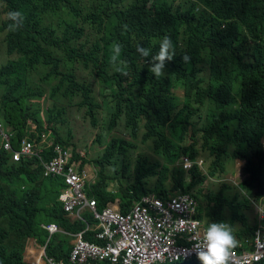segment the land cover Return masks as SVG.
I'll return each instance as SVG.
<instances>
[{"label":"trees","instance_id":"16d2710c","mask_svg":"<svg viewBox=\"0 0 264 264\" xmlns=\"http://www.w3.org/2000/svg\"><path fill=\"white\" fill-rule=\"evenodd\" d=\"M95 1L0 0V124L12 130L13 147L18 148L20 140L28 133L29 121L38 125L39 134L52 131L50 136L55 142L43 158H50L56 144L74 143L71 137H75L76 132L69 118L74 111L73 104L79 111H89L91 124L98 129L96 110L100 112L102 104L96 101L92 87L101 84L112 102L104 131L109 133L122 123L133 139L153 138L164 149L163 161L137 158L131 185L119 184V177L132 163L129 152L135 150L136 144L133 140L113 136L106 145V155L98 163L116 166L117 195L131 201L149 191L166 195L169 188L192 193L204 177L187 183L184 173L173 166L186 153L197 158L204 152L208 174L216 178H223L230 169L227 168L229 162L234 168L236 158L246 159L245 166L250 172L243 181L246 189L227 181L214 183L217 191L201 196L199 218L208 225L224 222L228 211L231 223H240L236 229L239 238L245 241L253 237L258 222L249 220H254V215L251 213L248 217L251 209L248 194L254 188H257L256 198L264 194V145L260 142L264 133V71L248 68L242 76H232L221 89H217L219 83H215L213 89L199 92L200 99L195 106L197 115L201 107L208 106L202 116L192 117L194 111L189 106L174 112L176 98L169 86V81L176 79L174 69L165 70L166 75L162 73L157 78L149 72L137 51L132 56H118L113 63V54L105 53L102 46V32L96 38L84 34L86 23L75 30L78 18L87 22L94 16L100 23ZM240 1L246 10L254 4L264 7V0ZM88 2H92L94 8H89ZM10 11L24 14L23 25L16 31L8 28L12 23L7 15ZM119 13L130 20L128 28L133 34L128 40L129 47L136 45L138 37L156 32L150 14L141 6H125ZM61 31L57 40L56 35ZM64 32L78 36L82 43L81 64L96 70L94 78L82 75L71 59L61 56ZM106 32L108 39L104 45L108 47L113 42L111 38L121 31L108 28ZM142 40L143 45L149 42L147 37ZM120 61L127 64L126 76L116 71L121 66ZM139 64L146 68L141 69ZM171 65L177 69L175 62ZM236 82L238 87L234 86ZM218 92L225 93L217 97ZM41 99L45 101V108ZM236 101L240 107L235 106ZM96 134V140L101 141L102 133L97 131ZM63 185L60 178L43 175L38 157L12 161L10 153L0 145V264H26L23 245L32 236L43 240L46 231L41 223L55 221L65 230L74 232L83 228L82 220L71 222L63 210L59 201ZM106 187L107 175L102 170L98 183L91 189L99 208L114 198ZM58 233L53 234L48 253L68 258L72 247L70 237L67 240L55 237L53 241Z\"/></svg>","mask_w":264,"mask_h":264},{"label":"clouds","instance_id":"9594fccd","mask_svg":"<svg viewBox=\"0 0 264 264\" xmlns=\"http://www.w3.org/2000/svg\"><path fill=\"white\" fill-rule=\"evenodd\" d=\"M102 2V0L95 1V9L99 10L97 17L100 23L94 16L87 22L78 18L75 21V30L79 29L81 23H86L84 34L96 38L102 32V46L105 53L113 54L111 57L113 63L117 62L118 56H132L137 51L140 53L141 60L147 64L149 72L157 78L162 73L166 75L165 70L174 69L176 79L169 81L170 90L176 98L174 112L189 106L194 111L192 117H195L197 115L195 106H198L197 101L200 99L199 92L213 89L215 83H219L217 89H221L232 76H242L248 68L264 71L263 6L254 4L246 10L240 0ZM88 4L89 8H94L92 2ZM131 5L141 6L147 11L156 26L154 34L143 36L149 39L146 45L142 44L143 37H138L134 47L128 46V40L133 34L128 28L130 20L128 17L122 18L119 9ZM7 15L12 21L8 26L10 31H16L23 25L24 14L21 11H10ZM108 28L118 29L121 32L111 38L113 42L110 46L105 47ZM61 34L62 31L56 35L57 40L60 39ZM79 49H82V43L78 36L64 32L61 39V56L71 59L82 75L94 78L96 70L81 64ZM173 62L176 63L177 69L171 65ZM120 64L116 71L126 76L127 64L123 61H120ZM139 65L143 70L146 68L145 65ZM238 85V82L234 84L236 87ZM92 88L94 91L97 90L96 85ZM177 89H183V97L179 96ZM223 93L225 92H218L216 96L221 97ZM95 97L96 101H99V96ZM102 97L110 108L112 105L110 97L107 94ZM206 98L210 97L206 96ZM41 105L45 108L43 99H41ZM207 107H201L197 116H202ZM42 115L44 116L43 111ZM107 119H109L108 114ZM28 124V133L20 140L18 148L13 147L12 130L0 124L1 148L10 153L12 161L38 157L42 173L46 178L58 177L64 182L59 193V201L67 217L71 222L82 220L86 225L84 224L81 230L74 232L65 230L55 221L41 223L48 239L45 242V239L40 240L32 236L25 241L22 250L26 264H31L25 258L27 241L30 238L37 240L40 244L39 251L41 250L32 264L264 263V201L260 199L264 194L256 198L257 188L248 194V196L251 195L250 198L248 197L251 202L248 217L251 213L254 215V220H249L258 222L253 237L246 238L245 241L241 240L236 232L240 223L237 221L232 224L230 218L228 222L224 220V222H213L210 225L206 220L199 218L201 196L216 192L217 185L214 183L227 181L239 189L245 188L243 184L245 179L237 183L225 176L235 172L237 160L243 162V171L247 177L250 176L245 166L246 159L236 158L234 168L231 166L230 170L223 174V178H216L208 174V168H201V165L207 161L204 156L193 158L186 153L176 160L173 166L184 173L187 183L198 180L200 176L204 177L192 193L184 192L180 188L175 190L169 188L166 195L149 191L131 201L130 198L123 200L117 195L118 186L114 179L116 166L106 167L98 163L106 155L105 148L108 141L115 135H112L104 145V138L101 141L96 140V132L94 141L102 146L93 144L92 148H89L92 144H89L88 148H79L75 137L72 136L71 141L74 143L69 142V145L63 146L56 144L52 148L50 158H43V154L55 142L50 136L52 131H42L39 134L36 123L29 121ZM105 126H107V120ZM32 134H36V137ZM132 139L131 137L128 140ZM6 142L9 143L8 147L5 146ZM260 142L264 145V133ZM94 145L97 154L95 158L90 156ZM134 162L135 160L120 177L118 176L119 184L131 185L137 163ZM132 165L133 168L130 169ZM232 169L234 172H231ZM102 170L107 175L106 188L114 194V198L108 200L104 207L99 208L96 197L91 194V189L98 183ZM91 172L92 175H90ZM77 176L81 178V188L78 185ZM68 177L73 180L69 181ZM73 183L78 185L84 202L67 210L63 198L68 194L67 191L72 189ZM253 204L257 205L253 206ZM260 205H262V211L257 208ZM104 215L106 220H103ZM57 232H64L70 237L72 247L68 258L48 253L50 239ZM108 246H112L114 252L106 254ZM96 247L100 248L101 252H97Z\"/></svg>","mask_w":264,"mask_h":264},{"label":"rangeland","instance_id":"374dc122","mask_svg":"<svg viewBox=\"0 0 264 264\" xmlns=\"http://www.w3.org/2000/svg\"><path fill=\"white\" fill-rule=\"evenodd\" d=\"M96 87H97V90H95V96H97V95L99 96L98 99H99L100 103L102 104V108H101L100 112L96 110V113L98 114V125H99V128L95 129L92 126L91 121H90L91 118L88 115L89 111H85L84 109L79 111V110L76 109L75 104H73V110L74 111L69 115V118H72L73 126H74V129H75V132H76V135H75L76 144H78L79 148H88L89 144H92V145H90L91 147H89V148H92L93 144L101 145V144L95 143V141H94L95 137H96L95 133L97 131H100V133H102L103 138L105 139V141L103 142L104 145H106L107 141L111 138L112 135H115L118 138H121V137H125V138H128V139L131 138L126 133V130L123 127L122 123H119L117 125V127H115L110 132V134H107L106 131H104L103 127H105V123H106V120H107V114H108V111H109V107L106 105V101H103V97H102L103 95L106 94L105 93L106 92V88L103 87L101 84H98V83L96 84ZM177 91H178V94H179L180 97L184 96L183 89H177ZM235 106L236 107H240L238 101H236ZM83 112H86L87 116ZM132 140L136 144L135 150H130L132 161L135 160V162H136V159L138 157H146L150 161H155V160H159V159L163 160L164 149H163L162 146H159L157 141L155 142V140L153 138H150V139H148L146 141H143L141 138L132 139ZM187 141L190 142L191 139L188 137ZM95 145H94V150H92L91 153H90V156H92L93 158H95L97 156L96 151H95ZM204 154L205 153L203 152V154H200V155L202 156ZM135 157H136V159H135ZM206 163H208V161H206ZM206 163H203L201 165V168H204V169L208 168V164H206ZM133 165L130 167V169L133 168ZM243 165L244 164H243L242 161L237 160L236 163H235V172L233 174L232 173L226 174L225 177L226 178L228 177V179H230L232 181H235L237 183L240 182V181H243L247 177V174L244 173V171H243ZM227 168H231V162H229L227 164ZM90 175H92V172L90 173ZM248 197L250 198L251 195H249ZM260 199H263L262 201H264V195H262L260 197ZM254 205H257V204H253V206ZM257 208L262 211V205L257 206ZM225 217H226V221L228 222L229 218H230V213L228 211L225 212ZM55 237H59V239H62V240H67L68 239V236L64 232H59L58 234H56L54 236V240L53 241H55ZM42 238H43V240L45 239V242L48 239L46 234L43 235ZM51 239H52V237H51ZM51 239H50V245L52 246Z\"/></svg>","mask_w":264,"mask_h":264},{"label":"built area","instance_id":"2783aa9c","mask_svg":"<svg viewBox=\"0 0 264 264\" xmlns=\"http://www.w3.org/2000/svg\"><path fill=\"white\" fill-rule=\"evenodd\" d=\"M1 134H3V133H1ZM5 146L8 147L9 143L6 142ZM72 175H74V174H72ZM76 179H77L78 185L81 188V186H82L81 178L77 176ZM68 180L70 181L73 179H69V177H68ZM78 185L73 183L72 189L67 191L68 194L63 198L65 200V208L67 210L72 209L75 205H78L80 203L83 204V202H84L82 194L79 192ZM96 215L99 216V214H97V213H96ZM103 220H106L105 215L103 216ZM95 249L97 250V252H101L100 248L96 247ZM110 252H114V248L112 246H108L105 253L109 254ZM75 257H76V255H75ZM115 260H116V258H115Z\"/></svg>","mask_w":264,"mask_h":264},{"label":"crops","instance_id":"0c3cea01","mask_svg":"<svg viewBox=\"0 0 264 264\" xmlns=\"http://www.w3.org/2000/svg\"><path fill=\"white\" fill-rule=\"evenodd\" d=\"M39 243L34 238H30L27 241L26 251H25V258L29 263H33L34 259L40 253L39 251Z\"/></svg>","mask_w":264,"mask_h":264}]
</instances>
